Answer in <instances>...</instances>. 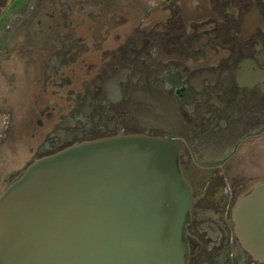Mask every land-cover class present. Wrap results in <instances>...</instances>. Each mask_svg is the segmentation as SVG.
Listing matches in <instances>:
<instances>
[{
	"label": "flooded vegetation",
	"instance_id": "flooded-vegetation-1",
	"mask_svg": "<svg viewBox=\"0 0 264 264\" xmlns=\"http://www.w3.org/2000/svg\"><path fill=\"white\" fill-rule=\"evenodd\" d=\"M5 26L0 59L19 55L30 95L28 158L2 192L75 144L172 139L193 194L189 264H264L234 221L264 184L234 172L264 138V0H0Z\"/></svg>",
	"mask_w": 264,
	"mask_h": 264
},
{
	"label": "water",
	"instance_id": "water-1",
	"mask_svg": "<svg viewBox=\"0 0 264 264\" xmlns=\"http://www.w3.org/2000/svg\"><path fill=\"white\" fill-rule=\"evenodd\" d=\"M181 153L172 139L121 134L35 160L0 194V264H189ZM234 221L264 263V184Z\"/></svg>",
	"mask_w": 264,
	"mask_h": 264
},
{
	"label": "rangeland",
	"instance_id": "rangeland-1",
	"mask_svg": "<svg viewBox=\"0 0 264 264\" xmlns=\"http://www.w3.org/2000/svg\"><path fill=\"white\" fill-rule=\"evenodd\" d=\"M3 11V10H2ZM2 24L4 19L2 18ZM14 31V28L11 32ZM20 40V39H18ZM0 175L5 171L20 170L28 158V130L24 125V112L29 100L27 76L22 71L19 55L11 54L8 60L0 59ZM237 164V163H236ZM235 164V165H236ZM234 172L256 176L264 180V138L245 148V154ZM0 177V192L5 188Z\"/></svg>",
	"mask_w": 264,
	"mask_h": 264
},
{
	"label": "crops",
	"instance_id": "crops-1",
	"mask_svg": "<svg viewBox=\"0 0 264 264\" xmlns=\"http://www.w3.org/2000/svg\"><path fill=\"white\" fill-rule=\"evenodd\" d=\"M6 24H8V23H6ZM10 24V23H9ZM8 28V26H5V27H1V29H0V39H4L5 40V42H7V43H5V47H7V48H10V41H12V37H13V35H8V33H6V29ZM23 67V66H22ZM24 70V67L22 68V71ZM28 80V79H27ZM25 85H26V87H27V92L29 91V89H30V86H29V82L27 81V83L25 82ZM30 92V91H29ZM27 101V104H26V111L24 112L25 114H24V116H23V118L26 116V113H27V109H28V103H29V100H26Z\"/></svg>",
	"mask_w": 264,
	"mask_h": 264
}]
</instances>
